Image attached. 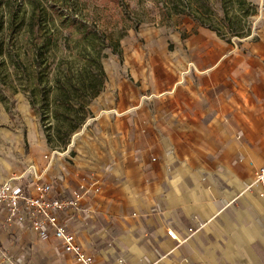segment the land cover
Returning a JSON list of instances; mask_svg holds the SVG:
<instances>
[{
	"label": "crops",
	"instance_id": "crops-1",
	"mask_svg": "<svg viewBox=\"0 0 264 264\" xmlns=\"http://www.w3.org/2000/svg\"><path fill=\"white\" fill-rule=\"evenodd\" d=\"M261 17L238 44L203 26L145 37L70 146L32 155L37 175H65L68 194L80 174L94 177L98 215L80 242L106 264L115 254L127 264H264V198L252 193L263 187L248 183L264 165V7ZM16 237L26 235L0 215L2 248L23 249L31 264H77L35 234L21 247Z\"/></svg>",
	"mask_w": 264,
	"mask_h": 264
},
{
	"label": "rangeland",
	"instance_id": "rangeland-1",
	"mask_svg": "<svg viewBox=\"0 0 264 264\" xmlns=\"http://www.w3.org/2000/svg\"><path fill=\"white\" fill-rule=\"evenodd\" d=\"M263 7L264 0H0V180L35 163L39 149L48 159L66 150L145 37L203 26L243 43L255 37ZM33 10L34 36L26 25L9 30V14L26 23Z\"/></svg>",
	"mask_w": 264,
	"mask_h": 264
},
{
	"label": "built area",
	"instance_id": "built-area-1",
	"mask_svg": "<svg viewBox=\"0 0 264 264\" xmlns=\"http://www.w3.org/2000/svg\"><path fill=\"white\" fill-rule=\"evenodd\" d=\"M151 159L155 160V157ZM64 180V174H56L51 179L37 175L31 161L24 163L21 171L13 166L7 178L0 180V215L5 216L6 224H14L26 235L25 239H14L20 247L31 242L35 234L39 239L51 242L59 254L64 252L70 255L73 263L106 264L108 259L101 250H87L80 242L81 227L88 234L94 232L89 222L98 215L95 203L98 183L91 174L82 173L78 186L68 194L58 187ZM248 183L250 186L260 183L263 191L252 193L264 198V165L257 172H250ZM152 207L161 213L158 198L153 199ZM163 228L168 237L180 242L179 234L170 220L163 222ZM195 231L194 227L187 228L183 239ZM23 257V249L7 250L0 245V264H31ZM128 258V255L113 256L118 264H127Z\"/></svg>",
	"mask_w": 264,
	"mask_h": 264
},
{
	"label": "trees",
	"instance_id": "trees-1",
	"mask_svg": "<svg viewBox=\"0 0 264 264\" xmlns=\"http://www.w3.org/2000/svg\"><path fill=\"white\" fill-rule=\"evenodd\" d=\"M9 19L14 20V24L9 23ZM24 15H20L19 17L13 15V14H9V18H8V28L9 30H18L20 27L26 25V27L28 28L29 34L31 36H34V30L36 28V26L40 25L39 21V15L36 13L35 10H33L30 15L27 18L26 23L24 22ZM212 29V28H211ZM225 36V35H224ZM99 67V65H98ZM99 85L98 83L94 82L93 85L90 87V95L92 97H95L96 94L98 93V89Z\"/></svg>",
	"mask_w": 264,
	"mask_h": 264
}]
</instances>
